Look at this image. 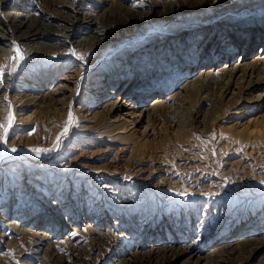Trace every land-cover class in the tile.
Segmentation results:
<instances>
[{
    "label": "rangeland",
    "instance_id": "1",
    "mask_svg": "<svg viewBox=\"0 0 264 264\" xmlns=\"http://www.w3.org/2000/svg\"><path fill=\"white\" fill-rule=\"evenodd\" d=\"M58 1L0 0V264H264L233 251L264 241V0ZM20 13L109 47L35 54ZM123 73L148 110L112 132L86 109Z\"/></svg>",
    "mask_w": 264,
    "mask_h": 264
},
{
    "label": "bare ground",
    "instance_id": "2",
    "mask_svg": "<svg viewBox=\"0 0 264 264\" xmlns=\"http://www.w3.org/2000/svg\"><path fill=\"white\" fill-rule=\"evenodd\" d=\"M54 2L56 4H60V2L58 0H54ZM146 14L148 15V13H144V15H146ZM83 15H84V13H82V16ZM8 16H13V15L11 13V14H8ZM15 16H14V18H16V19L18 18L19 24L24 27V31H23L24 33H22V35L19 36V39H21L23 43L30 44V46L32 47L31 50H33V52L35 54L51 53L52 56H56L58 54L64 55L66 52L69 51V49L71 47H75L77 49H84L85 48V49H87L88 53L90 51H92L94 53L96 50H98L101 47H106V48L109 47V41L104 42L103 39L100 38L101 35H95V34L93 35V34H90L89 32L85 36H80L79 33L68 34L69 28L65 27V26L57 27L58 32H60L62 35L60 36L59 40L55 44L50 45V44L46 43V40L48 39V33L51 30H53V29H51L53 27L52 24L46 23V21L42 18H35L28 13H26V14L20 13L18 15L16 14ZM94 21H95V19L94 20L92 19L91 22L94 23ZM257 28H259V27H257ZM86 30L88 31V30H90V28L88 27ZM249 30L250 29H247V30L243 29V32H241V33L247 34V31L249 32ZM96 32L97 31L95 30L92 33H96ZM238 32H236V33H238ZM247 37L248 36H246V38ZM250 37H251V35H250ZM252 37H253V35H252ZM234 39H236V38H233V40ZM260 41L264 42V38L260 39ZM10 43H11L10 35L5 32V27L3 26V24L2 25L0 24V62L2 63L1 65H3V67H5V65H6L5 63H7L9 61V59L12 57L13 50L15 49L14 46L10 45ZM258 55H259V57L264 58L263 57L264 56V45H263V47L261 46L260 53ZM143 66H145V65H143ZM52 67H54V69ZM57 67H58L57 64H54L53 66L48 64V63L47 64L44 63L43 66L39 65V68L36 69L37 71H35L36 72L35 75H38L37 76L38 78H35V79H39L41 77L45 78V75L48 72L49 73L50 72L55 73L56 72L55 68H57ZM145 67L147 70L148 65H146ZM120 78L121 79H119L120 81L118 83L114 82V84H113L114 88H113L112 92L110 93L111 99H107V98L102 96V98H100L98 100V102H96L95 104H91L86 109V112H91V111L94 112V110L97 108H102L104 111H108L109 115H110V117H108V120L114 119V122L109 125L112 132L115 130H120V129L127 131L130 128V126L134 127V129H135L138 124H141L144 122V119L146 118V112L148 110L147 108H144L141 111L139 110V99H137L138 96H136L137 92L131 91L134 86H135V88L137 87L139 77H136L134 83H132L130 85L128 84L127 81L125 82V80H127V78H126V75H124V73L121 75ZM97 79H100V80L98 81V83H94L93 86L96 85L98 87V90H102L103 88H106L108 86L109 83H107L105 79H102V78H97ZM111 82H113V81H111ZM56 86H57L56 90H54V91L52 90L51 93H49L48 95H45L44 97H42V99L43 100H50V99L52 100L53 99L52 95L62 94L63 91H70L68 86L61 81H59L56 84ZM0 89L2 90V87ZM112 95H114V96H125L123 103L122 104L120 103V106H118L117 103L115 102V98ZM129 96H130V98H129ZM47 97H50V98H47ZM26 98H32L34 100V98L32 96H29V97L27 96ZM58 102H59V104H62L61 100H59ZM98 114L99 113H96V115H98ZM100 118L101 117L96 119L97 121L95 122L94 125H91L88 127L89 130L95 129L100 125V122H101V120H99ZM136 119H138V120H136ZM118 137H122V136L120 135ZM118 137H116V138H118ZM240 246H242L243 249H241ZM263 247H264V241L258 240L255 242H248V243L246 242L245 245L239 244V245H237V247H235V249L233 251H235L238 255H244L243 253H251V252H254V251L261 249Z\"/></svg>",
    "mask_w": 264,
    "mask_h": 264
},
{
    "label": "snow or ice",
    "instance_id": "3",
    "mask_svg": "<svg viewBox=\"0 0 264 264\" xmlns=\"http://www.w3.org/2000/svg\"><path fill=\"white\" fill-rule=\"evenodd\" d=\"M0 141H3L5 143L7 142L6 139L4 137H2V136H0ZM12 151H16V149H12Z\"/></svg>",
    "mask_w": 264,
    "mask_h": 264
}]
</instances>
